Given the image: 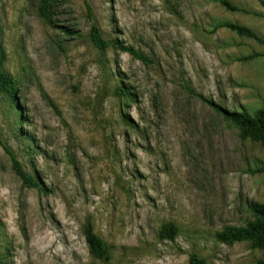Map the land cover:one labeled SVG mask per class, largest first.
<instances>
[{"label":"rangeland","instance_id":"374dc122","mask_svg":"<svg viewBox=\"0 0 264 264\" xmlns=\"http://www.w3.org/2000/svg\"><path fill=\"white\" fill-rule=\"evenodd\" d=\"M0 0V55L18 84L0 97V264H258L264 249L217 234L264 204V147L242 141L206 101L264 111V40L257 0ZM105 40L143 53L92 44ZM129 96H123L119 89ZM204 99V100H203ZM22 110L21 112L18 109ZM25 172L47 188L23 185ZM174 225L173 241L162 240ZM106 244L94 257L85 228Z\"/></svg>","mask_w":264,"mask_h":264},{"label":"trees","instance_id":"16d2710c","mask_svg":"<svg viewBox=\"0 0 264 264\" xmlns=\"http://www.w3.org/2000/svg\"><path fill=\"white\" fill-rule=\"evenodd\" d=\"M264 8V0H257ZM54 0H41L40 13L42 17L48 16L49 10L53 5ZM220 4L229 12H238V9L231 5L229 2L222 0ZM220 29H227L236 35L251 39L264 46V40L258 38L253 31L249 28L237 25V24H223L214 28V32ZM90 40L92 44L104 54L108 49L112 48L116 51L128 53L135 59L141 61L143 64L148 65V58L141 52L136 51L132 47L125 46L118 40L108 41L105 40L101 34L100 29L97 25H93L90 32ZM264 54H252L244 57L242 61L250 62L257 58L263 57ZM4 59L0 55V97L3 94H7L13 104L17 106V91L18 84L3 68ZM123 96H129V94L122 88L118 90ZM204 100V99H203ZM209 106H211L216 113L222 116L225 122L230 127L235 128L239 131V137L242 141H252L258 143L264 147V111H258L256 114L251 115L247 111L232 112L226 108H223L213 101L204 100ZM18 109V108H17ZM18 111H22L18 109ZM4 150L10 156L12 161V167L16 175L21 179L23 185L30 188L36 189L39 193L49 194L50 191L40 186V184L30 177L20 162L17 160L15 154L6 145H3ZM253 174H264V167L258 168L256 171H252ZM250 214L253 221L246 225V227H230L223 232L217 234V239L225 244H237V243H252L254 249H264V204H251ZM86 241L94 255L98 260H109V250L104 241L99 238L93 231L91 226L85 228L84 231ZM177 235V228L174 225H166L162 229L161 239L173 241ZM189 264H207L204 260L200 259L197 255L193 254L190 256ZM258 264H264V261H259Z\"/></svg>","mask_w":264,"mask_h":264}]
</instances>
